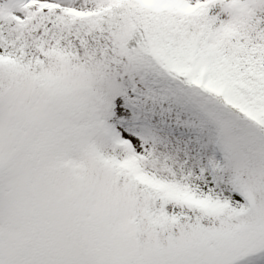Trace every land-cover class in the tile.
<instances>
[{"label":"snow or ice","instance_id":"obj_1","mask_svg":"<svg viewBox=\"0 0 264 264\" xmlns=\"http://www.w3.org/2000/svg\"><path fill=\"white\" fill-rule=\"evenodd\" d=\"M0 264H264V0H0Z\"/></svg>","mask_w":264,"mask_h":264}]
</instances>
